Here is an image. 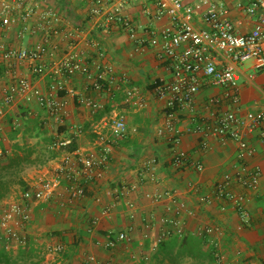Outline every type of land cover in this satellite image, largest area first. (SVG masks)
I'll return each mask as SVG.
<instances>
[{"label": "crops", "instance_id": "obj_1", "mask_svg": "<svg viewBox=\"0 0 264 264\" xmlns=\"http://www.w3.org/2000/svg\"><path fill=\"white\" fill-rule=\"evenodd\" d=\"M51 2L60 11L58 27L61 31L74 25L80 27L81 35L77 41V49L84 53L86 61L91 62V59L96 58L97 48L88 43L97 40L100 49L105 53V60L113 65L116 77L125 75L128 84L140 90L147 106L137 109L124 103L122 92H116L113 98L97 93L91 90L82 74H76L65 80L67 92L61 93L67 101L68 115L64 125H57L34 101L27 105L14 106L2 120L0 144L14 152L29 147H32V151L37 148L36 142L35 146L23 147V144L28 143L23 141L36 134L73 140L75 149L94 147L96 135L92 132L91 125L112 110L123 113L129 127L128 137L112 144V152L104 167L102 178L86 184L84 197L68 202L67 192L60 189L48 201L28 203L30 221L26 233L28 245L29 242H34L38 247V264H56L46 258L43 251L47 246L58 244L64 247L57 261L60 264H82L87 255L95 256L96 262L93 264H151L155 252L151 249L158 245L160 233L166 227L162 222L164 217H177L181 221L180 226L173 229L172 236L200 238L202 251L207 252L208 245L204 243L205 237L201 230L204 226L212 225L221 231L213 237L227 260H237L241 264H264V145L259 139V130L244 134L245 139L254 148V153L246 156L244 162L249 166H259L260 185L256 190L245 189L239 184L233 185V191L243 194L247 199L249 221L243 224L232 202L214 196L215 182L223 173L232 172L233 166L238 162V147L235 141L209 136L206 139L209 147L203 149L202 142L205 138L200 133L188 130L194 126V120L190 118L189 112L184 111L178 120L180 141L176 148L185 151L194 162L201 163L203 170L197 171L193 167L177 169L172 165L175 146L169 142L167 135L157 133L164 122V100L158 99L154 93L155 81L171 77L165 62L159 58V48L147 44L139 45L137 40L130 38L126 32L114 25L107 29L96 28V22L90 19L87 12V0ZM183 2L189 4L192 1ZM222 2L228 9L227 16L237 31L248 33L253 29L254 18L242 9L249 0ZM205 9L204 5H199L192 16V22L197 28H207L202 18ZM124 11L136 26L138 37L144 36L149 29L160 32L171 27L168 17L154 18L155 6L152 0L127 2ZM261 11L264 13V0ZM53 41L59 46L55 57L59 58L64 51L65 42L62 37H56ZM217 61L220 65H232L237 71L238 91L245 110L264 107V70H255L252 61L236 64L226 54L217 56ZM52 62L53 59H50L51 66ZM20 71L29 73L28 64H23ZM51 79L49 72L42 78H36L35 82L46 90ZM220 93L221 89L215 86H204L199 90L195 107L198 117H207V99ZM78 96L92 97L103 102L105 108L92 113L87 106L78 104ZM29 111L30 115H27ZM12 115L24 118V127L13 129L10 124ZM73 124L81 127V134H76L70 129ZM54 126H58L56 131L52 130ZM62 154L63 152H60L49 158L43 165L33 166L26 177L22 176L21 179L26 184L39 170L56 173ZM151 159L155 161L151 169H154L158 182H144L139 174ZM22 190L24 189L11 188L6 196L0 197V202L17 198ZM155 192L162 194L160 200L152 198ZM205 194L212 197L210 203L200 202L199 197ZM129 202L134 203L133 208L128 207ZM222 206L225 207L224 210L221 209ZM106 208L108 211L104 213ZM131 213L133 217L130 216ZM94 219L96 222L93 224ZM121 230L128 232L129 241H121L112 249H105L96 244L97 241L104 242L108 233L114 235ZM0 250L19 264L26 258L32 260L21 257L22 248L11 252L0 243ZM145 255L148 259L144 258ZM185 260L193 262L191 258ZM203 263L211 264L208 259H204Z\"/></svg>", "mask_w": 264, "mask_h": 264}, {"label": "built area", "instance_id": "obj_2", "mask_svg": "<svg viewBox=\"0 0 264 264\" xmlns=\"http://www.w3.org/2000/svg\"><path fill=\"white\" fill-rule=\"evenodd\" d=\"M130 1L138 0H87V12L90 19L96 22V28L107 29L114 25L137 40L139 45L159 48V58L165 62L171 77L155 81L154 93L158 99L164 100V122L157 133L167 135L169 142L175 146L172 157L175 168L193 167L197 171L203 170L201 163L194 162L185 151L176 148L180 141L178 120L184 111L189 112L190 118L194 120V126L188 130L204 136L203 149L209 147L206 140L209 136L229 138L237 143L238 162L232 172L223 173L215 182L214 196L232 202L241 222L247 223V199L243 194L235 193L233 185L239 184L249 190H256L260 185L259 166H249L244 162L246 156L254 153V148L244 134L259 130V139L264 145V107L258 110H245L242 107L237 71L232 65H220L217 56L226 54L236 64L252 61L255 70H264L263 0H249L242 7L255 20L253 29L248 33L237 31L227 16L228 9L222 0H191L189 4L183 0H152L155 6L154 18L168 17L171 27L160 32L149 29L141 37L137 36L136 26L124 11ZM199 5L206 7L202 18L207 28H197L192 22V16ZM60 19V11L51 0H0V142L2 120L14 106L20 104L27 105L34 101L57 125H64L68 115L67 101L61 93L67 92L65 80L76 74H82L91 90L97 93L113 98L116 92H122L124 103L137 109L147 106L140 90L129 85L125 75L116 77L113 65L105 60V53L97 40L88 43L98 51L96 58L87 62L84 53L77 49L80 27L74 25L61 31L58 27ZM56 37H62L65 42L59 58H55L59 51L58 44L53 41ZM50 59H53L52 66L49 64ZM23 64H28L29 73L20 71ZM49 72L52 79L45 90L36 84L35 79ZM204 86L218 87L221 93L207 99V117H198L196 94ZM77 102L87 106L92 113L105 108L103 102L92 97L78 96ZM27 115H30V111ZM10 119L13 129H21L17 115H12ZM70 129L76 134L82 133L80 126L73 124ZM91 130L96 135L94 147L87 149L77 148L68 152L63 148L70 143L69 139H54L49 148L63 152L58 171L50 173L48 170H39L29 178L26 188L17 198L0 202V243L4 244L7 251L16 252L27 245L26 228L30 221L28 203L48 201L60 189L67 192L68 202L84 197L86 184L102 178L112 152V144L129 135L125 115L116 110L103 114L92 123ZM11 154V149L0 144V157ZM154 163L153 159L148 160L146 168L140 171L144 182H158L154 169H151ZM161 197L162 194L158 192L152 195L156 201ZM199 200L210 203L212 197L205 194ZM128 207L133 208L134 203L129 202ZM107 211L106 208L104 213ZM130 216L133 217V214ZM95 222L96 219L93 224ZM162 222L166 227L160 233L159 242L172 236L173 229L181 224L177 217H164ZM201 232L207 244L213 247L214 264H241L237 260H227L219 248L213 237L221 233L218 227L207 225ZM129 240L128 232L121 230L114 235L108 233L104 242L97 241L96 244L112 249L119 242ZM156 249L157 245H154L151 250ZM63 251V245L58 244L47 246L43 253L46 258L60 264L57 261ZM144 258L148 259V256ZM95 262V256L87 255L82 264Z\"/></svg>", "mask_w": 264, "mask_h": 264}, {"label": "trees", "instance_id": "obj_3", "mask_svg": "<svg viewBox=\"0 0 264 264\" xmlns=\"http://www.w3.org/2000/svg\"><path fill=\"white\" fill-rule=\"evenodd\" d=\"M53 139L49 138L51 142L48 145L52 143ZM75 147L74 141L71 140L63 149L70 152L75 150ZM32 153V150L24 149L22 154L15 151L6 157L7 160L0 159V197L6 196L11 190V184L13 183L12 177H9V174L13 173L11 171L18 170L24 162H29ZM17 182L22 189H25L26 184L22 179L17 178ZM201 243L202 240L200 238L198 239L193 236H170L158 242L157 249L152 256L153 260L151 264H165L166 261L170 264H181L185 258L193 259L194 264H204V259H208L211 264H214L213 247L209 246L205 240L204 243L208 245L207 252H205L200 249ZM27 247L28 242L21 250V257L27 255L30 258L33 254L34 250L32 246ZM0 264L19 263L16 260H12L4 251L0 250Z\"/></svg>", "mask_w": 264, "mask_h": 264}, {"label": "rangeland", "instance_id": "obj_4", "mask_svg": "<svg viewBox=\"0 0 264 264\" xmlns=\"http://www.w3.org/2000/svg\"><path fill=\"white\" fill-rule=\"evenodd\" d=\"M19 121L21 122L20 128L24 127V124H23L24 118H21V116H20ZM57 129H58V126H56V127L54 126V128H52L53 131H56ZM50 136H53V135H45L44 134L41 136L39 134H36V135H34V137L29 136L27 138V140L23 141V142H25V141L28 142L25 145L23 144V147H26L28 145L35 146L36 143H37L38 147L34 148L35 150L33 149V153L31 154L32 157H31L29 162H24L18 170L15 169V170L11 171V172H13L12 174H9V177L10 178L12 177V180H13V183L11 184V188L13 190H20L21 189V186L17 182V178L21 179L22 176L26 177V175L29 173L30 168H32L33 166L37 167L39 165H43L44 163H46L48 161L49 158L54 157L61 152L60 150L56 151V150L49 148L48 144L51 142L49 140ZM31 148L32 147L25 148V149L31 150ZM22 151H18V152H20L22 154ZM13 152H14V150H12V153ZM7 156H9V155H7ZM7 156L0 157V159L1 160H7L6 159ZM30 246H32V248L34 250L33 254L30 257L32 260H28L27 258L25 260L23 259V262L21 264H38L40 262V259H39L40 255L36 252V250L38 248L37 245L34 242H30V245H28L27 248H29ZM25 257H27V255ZM189 261L190 260L184 259L183 262H181V264H194V262L189 263ZM165 264H170V263L166 261Z\"/></svg>", "mask_w": 264, "mask_h": 264}]
</instances>
